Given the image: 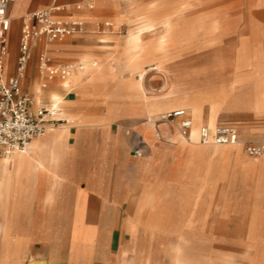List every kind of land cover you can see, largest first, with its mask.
Listing matches in <instances>:
<instances>
[{"label": "crops", "instance_id": "obj_1", "mask_svg": "<svg viewBox=\"0 0 264 264\" xmlns=\"http://www.w3.org/2000/svg\"><path fill=\"white\" fill-rule=\"evenodd\" d=\"M81 1L16 0L8 6L11 23L3 55L0 42L5 76L16 72L21 19L26 14L62 6L53 16L82 20L84 31L63 40L42 38L29 60L22 92L34 98V108L56 105L57 116L64 121L35 137L26 152L6 154L0 146V182L16 187L18 197L11 194L7 215L0 213V264L6 258L7 229L29 239L28 255L51 258L55 264H264V196L259 199L257 191L249 190L244 198L240 181L222 182L240 178L245 171L250 184H264V154L253 157L244 148V140L253 141L261 134L264 139V0H206V28H218L213 34L206 32V59L219 60L222 66L223 60L231 61L234 66L226 70L221 66L218 73L231 74L236 87L250 92L251 101L242 118L218 123L211 118L213 125L201 123L208 118L204 111L192 106L190 113L179 97L164 102L149 95L145 103H132L126 94L137 89L136 74L125 80L123 73L135 63L129 53L111 54L117 42L105 45L112 41L95 37L116 34L114 23L101 20L91 28L95 11L115 22L123 16V22L133 27L190 3L184 9L187 18L194 0H97L92 8ZM41 53L54 64L82 62L91 69L73 77L80 79L77 83L72 75L51 76L39 69ZM94 58L104 70L98 61H89ZM58 97L63 102L55 104ZM165 106L185 109L195 129L208 126L212 134L219 125L238 132L235 122L246 125L240 127L239 141L227 144L230 148L215 164L216 152L199 143L198 135L183 147L173 141L178 126L147 122L141 111L146 107L155 116ZM220 184L217 206L212 207ZM212 227L218 228L228 251L218 258L205 257L199 244L212 234ZM166 235L178 238L170 241ZM117 236L122 238L113 251ZM126 236H134L135 242ZM147 236L155 247L149 248ZM36 244L40 250L33 253Z\"/></svg>", "mask_w": 264, "mask_h": 264}, {"label": "rangeland", "instance_id": "obj_2", "mask_svg": "<svg viewBox=\"0 0 264 264\" xmlns=\"http://www.w3.org/2000/svg\"><path fill=\"white\" fill-rule=\"evenodd\" d=\"M194 2L195 5L193 7V10L188 13L187 18L184 16V9L190 8V3L188 5H184V8L180 6L175 9L174 6V10L168 13L166 16L154 19L153 23L156 26H159V24L164 21H168V23H170L171 32L169 34L165 52H161L159 50V42L155 37L157 36V32H149L146 30H143V36L146 40L144 46L146 47L142 48V50L139 52V55L134 52H128L127 50H125L124 46L122 45V39L124 40L126 45V36L128 35L129 30H137V28L134 27L137 26V23L134 24L133 27L132 25L128 26L123 22V20L126 19L123 16H119L116 19L117 22H115L106 13L102 11H95L91 15L93 18L91 28L94 29V25H96L97 21L101 20H110L114 23L112 30L115 31L116 34H95V37L104 39L106 41H112L110 43H103L105 45H115L117 42V50L114 53H111L112 55L117 54V52L118 54L119 52L121 54L122 52L129 53L130 62H134L135 64L131 67V70L127 68L124 71L123 78L125 80H132L135 77L133 72H135L136 74L139 68H145L147 67V65H151L156 60H164L163 63L165 67H161L158 70H151L146 76L148 85L147 91L149 92V95H151L152 97L155 96L157 97V99L163 100L164 102H168L174 97H179L184 101V104H187L189 106L188 108H186L190 113L192 110V106H198L204 111L206 117L216 120L217 123L226 121L234 122L233 120L242 118L243 114L248 112V105L251 103L250 92L242 91L240 86L236 87L235 78L231 74L229 75L225 72L221 74L218 73L221 71L219 69V67L222 66L221 61L206 59V51L209 49L208 47H206V32L209 34H213L218 30V28H206V0H194ZM134 15L136 14L134 13V11H132L130 14V19H134ZM136 18L140 17L136 16ZM66 20L69 19L67 18ZM119 42L121 43L120 45ZM119 48H122V51L119 50ZM134 56L137 57L133 58ZM93 60L98 61V59L95 58L89 61L91 62ZM222 62L223 70L234 66L231 61L223 60ZM239 62L240 61H237V63ZM98 63L99 67H102L104 70L105 66H100L99 61ZM237 63L235 64L236 67L238 66ZM213 71L217 72L214 73ZM151 81L155 82L152 86L149 85V82ZM57 84L61 85V82L58 80ZM126 96L131 100L132 103L138 104V102H140L135 98V96L129 94H126ZM171 109L173 108H166L162 111V113H165ZM141 111L143 113L142 108ZM195 112L197 111L195 110ZM162 113L152 117H147L146 121L148 122V120H150V122L154 124V120L158 118ZM234 125L237 126L240 132V136L242 137L240 127L245 126L246 124L235 122ZM255 125L256 127H260L263 124L256 123ZM262 136L263 134H261L259 138L257 137L253 139V141L261 140ZM247 141L250 140H244V143ZM206 148H212L215 150L214 145H206ZM215 159V164H218V158L215 157ZM242 173L243 176H241L240 178H225L222 182H225L226 180H230L234 183L240 181L241 183L239 185V189L242 190L244 198L245 196H249V190H252V193L254 192V190L257 191L258 198H263L264 184H250L245 176V171H243ZM222 188V184L216 187L214 192V203L212 204V207L217 206V201ZM101 228L103 229V226H101ZM218 232L219 230L217 227H212V234L202 237L203 239L199 244L205 257L206 255H208L212 258H218L228 252L227 247L220 242L221 236L217 234ZM165 237L170 241H175L178 238L177 236L172 235H166ZM120 238L122 237H115L113 251L117 250L118 240ZM68 239L70 240L71 238L68 237ZM125 239L128 240V242H131V244L135 242L134 236H126ZM145 239L150 249L151 246L152 248L155 247V242L154 240H151L150 236H147ZM4 241L5 242L3 243V247L6 254L4 264H15V260L17 258V244L15 242L14 244H10V242H8V239ZM80 243L82 242L78 241V244ZM40 246V244H36L33 249V253L39 251ZM22 247L23 248L20 253L25 256V252L29 249V239ZM25 259L28 261H34L30 256Z\"/></svg>", "mask_w": 264, "mask_h": 264}, {"label": "built area", "instance_id": "obj_3", "mask_svg": "<svg viewBox=\"0 0 264 264\" xmlns=\"http://www.w3.org/2000/svg\"><path fill=\"white\" fill-rule=\"evenodd\" d=\"M16 0H0V42L2 55L5 53L8 42L7 32L11 19L7 14L8 6ZM97 0H82L81 5L92 8ZM62 6H52L29 13L22 17L19 54L17 57L16 72L11 76L3 74V60L0 57V146L4 153L26 152L31 141L47 130L55 127L64 119L57 115L56 105H39L34 108L35 100L21 90V83L26 75L29 60L33 49L42 38L49 41L63 40L69 35L84 31V22L79 19L65 20L54 17V12L64 9ZM109 26V25H108ZM39 69L51 76L66 78L77 68L84 69L82 62L54 64L51 59L41 53L38 58ZM150 121V120H149ZM155 124L166 123L177 125L179 132L186 139L191 140L192 120L185 109H176L162 113L154 120ZM161 138L160 135H158ZM239 132L230 125H219L213 134L207 126L199 131L198 141L202 144L219 143L235 144L239 141ZM248 155L259 157L264 154V139L247 141L244 143ZM35 264H48L38 260Z\"/></svg>", "mask_w": 264, "mask_h": 264}, {"label": "bare ground", "instance_id": "obj_4", "mask_svg": "<svg viewBox=\"0 0 264 264\" xmlns=\"http://www.w3.org/2000/svg\"><path fill=\"white\" fill-rule=\"evenodd\" d=\"M142 18V17H141ZM137 30H129L128 35L126 36V42L127 44L124 45L125 50H127L128 52H134L136 54L139 55V52L142 50L145 44V38L143 36V30L152 32L155 31L157 32V36H155L159 42V50L161 52H165L166 51V46L168 43V39H169V34L171 32V26L170 23H168V21H164L162 23L159 24V26H156L153 22H147V23H143L139 26L136 27ZM149 47V46H148ZM170 47V46H169ZM159 51V52H160ZM125 53V52H124ZM158 53V52H157ZM126 54V53H125ZM150 54V53H148ZM137 55V56H138ZM142 55V54H141ZM137 56H134L133 58H136ZM164 60H156L154 61L151 65H147V67L145 68H139L137 70L136 73V80L135 83L138 86L136 90H130V92L128 93L129 95L135 96V98L141 102H146L150 96H149V92L147 91V88L144 85V79L146 78V74H148V72H150L151 70H158L161 67H165ZM147 62V61H146ZM152 62V61H151ZM147 64V63H146ZM242 64V63H241ZM85 65V64H84ZM241 66V65H240ZM244 66V64H243ZM89 65H85L84 69H80L77 68L76 70H74L71 73V80L75 83H77L80 79L76 78L77 80H73V77H80L82 74L87 73L90 71L91 68H89ZM149 67V68H148ZM77 75V76H76ZM66 85H69V81L65 82ZM172 92V91H171ZM54 93V92H53ZM52 94V93H51ZM50 94V95H51ZM41 97V96H40ZM186 100V99H185ZM183 101V100H182ZM62 103L63 99L61 98H57L54 103ZM165 105V104H164ZM166 109V106L164 107ZM221 108V107H220ZM158 109V108H157ZM143 113L146 114L147 117H152V113L150 112V110L146 107L142 108ZM221 110V109H220ZM156 111V110H155ZM149 121V120H148ZM205 123H207L208 125H213L215 122L211 119V118H207L205 121ZM177 126V125H176ZM202 127V126H201ZM200 127V128H201ZM208 127V126H207ZM177 128V127H176ZM194 125L192 122V128H191V140L186 139L184 136H182L180 134V132L177 130L174 134V139L173 141H177L179 144H181L183 147H188L190 146V144H192L193 140L196 139L197 135L199 137V131L200 128L197 129H193ZM209 128V127H208ZM210 129V128H209ZM215 129V128H214ZM213 129V130H214ZM163 130V129H162ZM211 130V129H210ZM212 130V131H213ZM196 141V140H195ZM198 141V138H197ZM199 142V141H198ZM200 143V142H199ZM202 144V143H201ZM204 145H214L215 146V152H216V158H219L218 156L221 155V153H223V151L225 150V148H230V145L227 144H219V143H208V144H204ZM238 146V145H236ZM263 155V154H262ZM259 185V184H258ZM253 186V185H252ZM16 187H10V185H8L7 181H3L0 182V213L1 215L6 216L7 212L9 211V199L11 194L14 195L16 198ZM255 191V190H254ZM254 193V192H253ZM2 221V220H0ZM7 223L11 222L10 220H6ZM16 226V225H15ZM19 227V226H18ZM20 228V227H19ZM8 239L10 242V244H14V242L17 244V258L15 260V264H35L36 261L38 260H44L46 261L48 264H55L53 259L51 258H40V257H34L32 255H28V251L30 249H28L25 252V256L22 255L20 253V251L22 250V246H24L26 244V242L28 241L27 237L25 238L24 235L21 234H12L8 229L5 231V234L3 236V243L5 242L4 240ZM24 256V257H23ZM28 256L32 257L34 261H28L25 258H27ZM12 261V260H11ZM14 261V260H13Z\"/></svg>", "mask_w": 264, "mask_h": 264}]
</instances>
